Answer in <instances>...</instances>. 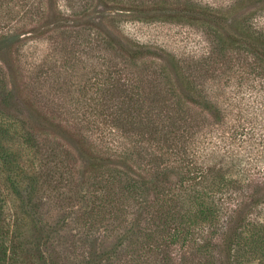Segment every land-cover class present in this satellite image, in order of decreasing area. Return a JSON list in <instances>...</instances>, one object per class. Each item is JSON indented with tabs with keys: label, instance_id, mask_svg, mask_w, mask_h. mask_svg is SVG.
Listing matches in <instances>:
<instances>
[{
	"label": "trees",
	"instance_id": "trees-1",
	"mask_svg": "<svg viewBox=\"0 0 264 264\" xmlns=\"http://www.w3.org/2000/svg\"><path fill=\"white\" fill-rule=\"evenodd\" d=\"M73 1L21 0L22 35L0 37V57L13 61L12 88L18 91L22 79L26 106L13 115L14 99L0 101L9 139L23 145L22 161L0 149V264L28 260L23 214H41L35 198L44 188L66 189L62 200L81 204L78 220L89 231L123 232L118 245L138 238L134 252L156 264H264V151L253 135L243 151L244 115L233 126L229 102L208 97L175 55L119 28L124 17L195 25L222 53L246 52L264 71V33L252 24L264 0H81L82 14H69ZM81 32L89 35L78 48L92 53L101 46L108 56L87 111L65 115L29 91V74L53 71L44 62L51 48L31 61L22 52V72L20 53L29 41L57 35L66 44ZM72 51L57 73L75 70ZM17 204L22 215L9 210ZM36 221L37 244L53 245L62 217L54 227ZM96 246L88 264L97 262Z\"/></svg>",
	"mask_w": 264,
	"mask_h": 264
},
{
	"label": "rangeland",
	"instance_id": "rangeland-1",
	"mask_svg": "<svg viewBox=\"0 0 264 264\" xmlns=\"http://www.w3.org/2000/svg\"><path fill=\"white\" fill-rule=\"evenodd\" d=\"M203 2L225 6L229 0H203ZM21 3V0H0V37L17 38L18 35H22ZM84 3L81 0H74L72 6L68 8L71 11L69 14H82ZM91 5L93 7L92 3ZM120 24L121 32L127 37L143 44L164 48L175 55L189 73H194L197 86L203 89L212 100L221 105L229 102L233 126L236 125L237 116L244 115L243 151L245 154L248 144L251 143L250 140L253 139L250 138L252 135L255 137L258 150L264 151V71L255 67L252 56L243 51L222 53L213 36L203 28L188 23H171L162 20L140 21L133 17H124ZM252 24L255 29L264 33V12L252 15ZM88 35V32H81L79 38L71 42L67 40L66 44L65 41L61 42V39L57 40L58 37L64 36L55 35V39L49 42L33 40L24 45L20 53L21 72L22 68L25 70L28 67L25 64L26 61L22 62V52L27 61H31L32 54L36 58H41L46 54V48H51L49 58L44 62L53 71L47 76L28 75L29 91L33 99L40 100L51 109H58L65 115H82L87 111L89 95L92 96L95 90L92 86L96 79L100 78L103 62L108 56L101 46L95 47L92 53L83 51L84 48H78ZM90 39L94 40V37ZM74 41L77 42L75 49L71 47ZM71 50H73L71 59H73L72 65L75 66V70L69 67L68 72L61 69V74L57 73L64 63V55ZM79 50L83 52L82 55ZM75 51L79 52L74 53ZM75 54L81 56L80 61ZM12 63L11 59L5 56L0 57V101L7 97L13 98L16 108L13 115H21L26 107L22 102V79L19 90H13L9 76ZM2 109L3 104H0V149L15 151L19 161H22L23 145L9 139L8 129L4 125L8 116ZM260 167L264 169V165ZM63 194L67 195L66 189L45 190L44 188L35 198L37 204H41V214L33 219L23 214L22 231L26 236V247L30 250V254L28 260L23 262L21 260L16 264H88L92 243L97 245L98 255L95 264H156L151 261L152 259L140 258L134 252L135 249L139 251L138 238L124 237L123 243L118 245L117 242L124 234L123 232L116 234L115 237L109 234V228L106 231L105 229L89 231L78 220V209L81 204L77 206V203L70 205L65 203L62 200ZM9 210L19 211L21 215L23 213L21 209H18V204L17 207H11ZM57 217H62V221L57 228L53 229L54 234L51 236L53 245L43 246L44 241L42 244H37V239L40 237V225L36 219L43 220L46 225L54 227ZM104 253L110 255L101 258ZM158 264H164V262L158 261Z\"/></svg>",
	"mask_w": 264,
	"mask_h": 264
}]
</instances>
